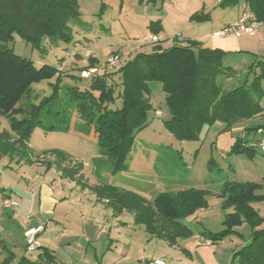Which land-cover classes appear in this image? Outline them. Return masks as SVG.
<instances>
[{"label":"rangeland","instance_id":"374dc122","mask_svg":"<svg viewBox=\"0 0 264 264\" xmlns=\"http://www.w3.org/2000/svg\"><path fill=\"white\" fill-rule=\"evenodd\" d=\"M78 2L80 16L69 23L72 42L45 37L39 46H34L15 36L14 40L0 44V48L11 50L39 66L49 65L60 70V81L56 78L32 86L19 104L22 111L10 116L0 115V134L8 133L19 142L27 130V123L33 121L29 113H35L41 102L53 96L56 98L41 111L26 139V149L19 147L26 158L18 162L19 158L0 157V191H14V199L26 209L33 196L25 189L45 181L56 191L64 190L71 204H82L85 213L92 217V222L87 219V234L97 235L98 232L103 239L87 245L89 259L86 264L92 261L91 256L95 253L101 260L102 244L108 237L112 238L114 246L104 254L103 264H139L143 259L166 264H241L236 252L250 241L253 231L264 229V153L257 150L251 158L247 153H235L233 149L239 140L251 142L249 148L260 149L261 135L246 128L264 123V113L251 121L230 126L217 121L205 127L197 138L182 139L166 125L172 117L165 101L166 93L160 84L151 83L148 96L152 108L146 126L135 133L124 168L114 172L95 133V124H88L80 117L76 107L78 102L71 90H90L95 78L107 76L114 88V101L108 107L120 109L122 81L116 71L138 53L152 52L156 45L148 41L153 34L149 28L152 22L160 21L159 44L164 48L172 47L177 40H182L184 43L179 44L185 45L191 41L189 39L201 35L208 36L202 41L205 45L213 33L236 22L248 11L243 1L226 7L217 0ZM203 6V16L207 17L192 19L196 13L201 14ZM242 37L245 40L249 36ZM113 55L120 57L116 68L108 67L107 63ZM91 59L96 60L94 66ZM256 59H264V55L256 51L225 55L223 67L225 70L230 67L232 72L225 71L227 75L218 77L223 89L230 91L245 82L250 83L253 79L249 74L250 66ZM92 70L96 71L91 73ZM56 85H59L58 96L55 95ZM18 175L24 179L19 180ZM225 183L239 187L252 185L255 199L251 207L258 213L260 222L252 225L240 215V223L228 225L227 218L235 213V209L225 206L222 193ZM103 187L130 190L150 203L162 194L204 191L207 205L184 219L193 234L179 239L177 246L171 247L156 238L146 244L144 236L148 234L143 226L134 224L132 213L125 212L118 218L109 200L98 195L96 189ZM3 212L11 214V210ZM7 222L9 226L4 229V235H12L8 238L9 245L22 255L24 244L19 227L9 219ZM74 223L75 226L64 224L62 229L67 233L74 229L78 231L81 226ZM212 234L224 235V239L209 241L207 238ZM56 235L54 233L53 238ZM41 243H45L43 238ZM67 247L63 244L62 248H55L57 264H83L84 251H71ZM64 252L69 254L68 257Z\"/></svg>","mask_w":264,"mask_h":264},{"label":"trees","instance_id":"16d2710c","mask_svg":"<svg viewBox=\"0 0 264 264\" xmlns=\"http://www.w3.org/2000/svg\"><path fill=\"white\" fill-rule=\"evenodd\" d=\"M78 1L0 0V44L14 40L15 36L34 46H39L45 37L72 42L69 23L80 16ZM242 1L257 22L264 26V0ZM239 2L222 0L220 4L226 7ZM203 15L202 12L196 13L192 19H205L207 16ZM149 28L158 35L162 26L160 21H156ZM225 55L226 52L220 49L204 48L196 41L175 44L170 48L156 45L151 53H138L116 71L122 81L119 96L122 106L117 110L108 107L114 101V88L107 76L95 78L90 90H71L78 102L76 107L80 117L88 124H95V133L114 172L124 168L135 133L146 126L148 112L152 108L148 96L151 83L160 84L166 93L165 101L172 116L166 125L182 139L197 138L205 127L217 121L230 126L251 121L264 113V59H256L250 66L249 74L253 76L250 83L245 82L226 91L218 82V77L226 74L225 71L232 72L230 67L226 70L223 67ZM95 62L91 59L92 66ZM59 73L60 70L55 67L39 66L11 50L0 48V115L10 116L22 111L19 104L32 86L59 78ZM58 88L59 85H56L57 96ZM51 99L36 106L35 113H29L33 121L27 123V130L19 142L8 133L0 134V157L19 158L18 162L26 158L19 147L26 149V139L38 122L41 111L56 98L53 96ZM246 130L261 135L259 145L264 138V123ZM241 141L234 146L235 153H247L252 158L257 150L261 151L249 148L251 142ZM96 190L101 198L109 200L114 215L132 213L135 225L143 226L150 237L165 241L171 247L177 246L179 239L192 236L184 219L207 205L204 191L183 190L176 194H162L150 203L130 190L112 187ZM4 192V189L0 191ZM222 193L225 206L235 209V213L227 218L229 226L240 223L242 216L252 225L260 222L258 213L251 207L255 199L252 185L239 187L225 183ZM207 239L217 242L224 239V235L212 234ZM39 251L35 260L22 257L17 264L55 263L49 249L41 247ZM235 255L241 264H264V229L253 231L250 241ZM15 259L12 248L0 233V264H14Z\"/></svg>","mask_w":264,"mask_h":264},{"label":"crops","instance_id":"0c3cea01","mask_svg":"<svg viewBox=\"0 0 264 264\" xmlns=\"http://www.w3.org/2000/svg\"><path fill=\"white\" fill-rule=\"evenodd\" d=\"M245 6V5H244ZM246 7V6H245ZM205 10V7L203 6L201 9V12ZM158 29V26L156 27ZM216 33V32H215ZM211 36V39L209 42L204 43L202 42L205 39H208V36L205 37L201 35L200 37H196L195 39H189L191 41H196L200 43V45L204 48L209 49H220L224 52H226V55L228 53H241V52H257L259 54L264 55V26L260 25L259 31L255 36L248 37L245 40H242V36H236L234 34H231L229 36L221 37L223 39H218V36L215 35ZM152 36H157L159 38V42L155 43L156 45L161 44V36L160 33L158 35L152 34L149 38ZM148 38V39H149ZM225 38V39H224ZM182 41V40H181ZM180 40H177L178 43H184ZM188 41V40H187ZM187 44V43H186ZM155 45V46H156ZM164 48V47H162ZM170 48V47H169ZM18 179H24V177L18 175ZM72 186H69L71 188ZM5 190V189H4ZM27 194L32 195V199L29 200L30 203L28 204L27 208L21 207L18 203V200L14 199L13 193L14 191L1 193V200L2 203L0 205V233L2 238L6 241V243L9 245L8 238H12V235H9L6 237L4 229H6L8 225V219L10 222L16 224L19 227L20 233L22 234L23 238V249L24 252L22 255H18L15 251V261L14 263L17 264L19 259L22 257H29L32 260H35L37 258L38 253L40 251L34 252L32 254H29L26 250V240H25V234L27 231L31 229H37L38 227L44 225L45 231L44 233L40 234V242L43 238L45 240V243H41L42 247L49 249L55 259V263L58 262V254L56 253L55 248H62L63 244H67V249L73 250V251H84L82 254L83 256V264H86V261L88 258V246L92 242H98L103 239L99 237V233L97 232V235L93 234H87L86 230V224L87 219H91L92 217L87 215L85 213V210L83 208L82 204H71V199L66 195L64 190H54L53 187L51 188L49 184H47L45 181H42V183H39L36 187H27L25 189ZM8 200L12 203L11 207H4V201ZM18 207V209H17ZM76 207V208H74ZM3 210H11V214H8V212H3ZM125 213V212H124ZM124 213L118 215L117 217H121ZM8 214V215H7ZM10 215V216H9ZM89 217V218H88ZM74 222H78V224L81 226L79 230H72V232L67 233L65 229H62L64 227V224H72V226H75L76 224ZM92 222V219H91ZM90 223V222H89ZM57 234L55 238H53V234ZM100 238V239H99ZM112 238L108 237V239L104 240L106 241L105 244H102V253L103 257H101V260L99 259L98 255L95 253L93 254L92 261L89 262V264H103L104 260V254H106L107 251L111 250V248L114 246V241L111 240ZM145 243L149 244L151 240L153 239L149 235L144 236ZM135 242V241H134ZM86 245V247H85ZM104 245H106L104 247ZM10 246V245H9ZM84 246V249H83ZM146 246V245H145ZM116 247V246H115ZM146 253V252H145ZM65 257H68V253L64 252ZM152 259H143L139 260V264H147Z\"/></svg>","mask_w":264,"mask_h":264},{"label":"built area","instance_id":"2783aa9c","mask_svg":"<svg viewBox=\"0 0 264 264\" xmlns=\"http://www.w3.org/2000/svg\"><path fill=\"white\" fill-rule=\"evenodd\" d=\"M218 2H221L222 0H217ZM260 23L257 22L254 15L249 12L245 11L243 15L240 17L239 20L232 23L231 25L225 27L224 29L218 31L215 33L218 37H226L231 34H234L236 36H255L258 33ZM148 41L156 43L159 41V38L157 36H152L148 39ZM108 67L110 68H116L120 64V57L118 55H113L108 60ZM96 70L90 71L91 73H94ZM158 116L161 115V112L156 113ZM260 147L261 152L264 153V139L260 142L258 145ZM12 203L8 200L4 202V207L8 208L11 207ZM45 231L44 225L38 227L37 229H31L26 232L25 234V240H26V250L29 254H32L34 252H37L42 247V244L40 242L39 236L40 234ZM150 264H166L164 261H152Z\"/></svg>","mask_w":264,"mask_h":264}]
</instances>
